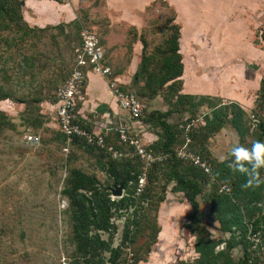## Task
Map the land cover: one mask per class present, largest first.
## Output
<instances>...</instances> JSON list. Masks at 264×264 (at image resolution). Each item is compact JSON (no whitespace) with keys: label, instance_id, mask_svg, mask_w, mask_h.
<instances>
[{"label":"rangeland","instance_id":"374dc122","mask_svg":"<svg viewBox=\"0 0 264 264\" xmlns=\"http://www.w3.org/2000/svg\"><path fill=\"white\" fill-rule=\"evenodd\" d=\"M57 2L24 0V18L34 29L0 31V86L11 96L0 101V111L13 124L3 128L0 134V264H69L75 245L66 211L68 201L62 190L70 169L78 167L96 175L104 186L113 183L112 175L99 165L95 152L73 146L68 151L64 149L65 141L57 137L59 128L52 123L53 116L47 110L57 85L69 70L73 48L83 27L94 29L102 38L107 48V63L113 71L111 77L119 76L120 85L138 95L144 80L135 84L134 74L142 62L143 52L153 56V64L161 60L173 32L180 27V49L185 56L188 81L192 77L191 83L196 82L198 90L208 89L206 82L212 83L214 90L212 95L185 93V77L181 78L182 85L177 84V92L194 95L191 100L199 107L196 115L188 112L174 117L183 121L187 118L198 120L203 125L205 114H212L213 108L232 102L244 109L247 124L254 123V118L261 119L264 114L261 97L264 84V0ZM192 34L198 35V40L191 38ZM134 56L139 57L138 66L126 74L133 58L132 67L136 65ZM189 60L195 64L194 72ZM249 64H257L258 68H250ZM230 66L233 75L227 79L224 75L228 72H224ZM177 92L166 86L153 99L142 97L146 104L142 121L152 110H168L169 100L174 102ZM227 92L246 100L241 103L228 98L230 94ZM36 97L41 101H35ZM22 99L27 101L22 102ZM229 111L232 116L233 108L230 107ZM37 118L43 124H37ZM145 127L153 131L150 137L155 139L152 145L155 144L161 138L162 127L151 123ZM34 132L40 135L41 143L26 145V136ZM253 140L254 133H250L241 141L234 126L226 122L210 137L205 147L209 156L219 161L218 157L228 155L237 141L250 148ZM183 143L181 139L175 148ZM148 145L153 148L150 143ZM104 157L107 162L113 158ZM152 165L147 166L148 172ZM174 184L171 182L164 189L159 181H154L151 196L141 202V209L136 214L141 227L132 225L134 234L137 231L136 241L124 246L122 264L133 262L137 256L144 257L138 264L191 263L199 256L192 228H206L210 237L219 238L211 226L191 221V203L183 191L173 189ZM111 196L119 198L112 193ZM205 206L207 203L201 207L204 214ZM133 211L131 207L118 211L113 217L117 225L113 247L121 243L128 217H135ZM168 228L172 232L165 237ZM100 232L104 239H110L109 232ZM109 255L110 252H105L106 258Z\"/></svg>","mask_w":264,"mask_h":264},{"label":"trees","instance_id":"16d2710c","mask_svg":"<svg viewBox=\"0 0 264 264\" xmlns=\"http://www.w3.org/2000/svg\"><path fill=\"white\" fill-rule=\"evenodd\" d=\"M23 6L24 0H0V31L16 29L26 32L34 29L27 25ZM179 38L180 27L173 32L164 56L155 64L152 63L154 62L153 56L143 52L142 62L134 74L135 84L144 80L139 95L126 90L122 85H120L121 88L134 93L143 103V98H155L166 86L173 91H179V87L176 86L177 84L182 85L181 76L184 71ZM145 46L144 42V50ZM70 68L71 64L68 72ZM68 72L60 83L64 82ZM170 81L172 82L168 84ZM261 90H263L261 97H263L262 103L264 104V84ZM10 97V94L0 86V101ZM176 97L174 102L169 100L170 108L168 110H152L145 117L146 122L151 125H159L163 129L161 138L152 145L154 149L148 147L153 150L154 154H166L167 157L154 162L150 167L148 185L142 192L138 193L136 188L139 174L143 171L142 167L145 162L139 156L114 157L113 152L107 148L108 145H113L114 149L119 151L127 148L132 149L131 145L119 140L117 131L109 130V132L103 133L106 146L103 148L87 144L83 137L77 136L70 144L73 147H81L84 151L95 152L99 165L106 168L112 175L113 183L104 186L96 175L89 174L78 167L70 169L62 190L68 201L66 211L71 220L72 242L75 245L69 264H122L120 259L124 253V246L136 241L137 231L134 234L132 225L136 224L141 227V220L136 218V214L141 209V202L151 196L155 180L159 181L164 189L171 182H175L173 189L183 191L191 203V221L197 225L207 224L219 234V238H213L207 234L206 228L201 230L192 228L196 235L195 246L199 256L194 262L183 261L182 264H249L252 251L250 249L251 241L247 238L248 223L253 220L255 229L256 227L261 228V224H264V183L259 187L242 188L247 177L240 172H233L228 167V161L221 163L210 157L205 143L226 122L234 126L241 141H244L250 133H254L252 144L255 141L264 142V114L261 119L256 121L254 129H252L253 122L251 124L245 122V111L236 102L215 107L212 114H205V124L193 130L191 133L192 143L188 147L211 164L213 173L208 174L199 166L185 163L176 155V144H179L181 139L184 140V133L179 127L183 120L179 118L177 122H174L171 117L174 114L182 116L188 112L196 115L199 107L198 103L191 100L194 98L192 94L177 92ZM21 101L26 102L27 100L22 99ZM35 101H41V98L36 97ZM54 101L53 95L51 102ZM195 106L197 107L195 108ZM230 107L233 108L232 116H230ZM37 122L39 125L43 124V121L38 118ZM11 125H13L12 122L0 111V134L3 132V128L11 127ZM57 137L66 140L65 135L61 132H57ZM108 155L113 157L109 162L104 159V156ZM260 177L264 179V169L260 170ZM162 180H164L163 183ZM121 183L124 185V195L113 198L112 190ZM223 185L230 188L229 192L221 191ZM163 199L164 197L161 198V200ZM205 203H207L205 206L206 215L201 211V207ZM131 207L134 208L135 217H128L121 243L113 247L112 239L117 230L113 217L118 214V211L128 210ZM100 231L109 232L110 239H104ZM157 232H155V239L158 235ZM221 243H225L224 248L217 250L216 247ZM105 252H110L108 258H106ZM143 259L144 257L137 256L129 264H138Z\"/></svg>","mask_w":264,"mask_h":264},{"label":"built area","instance_id":"2783aa9c","mask_svg":"<svg viewBox=\"0 0 264 264\" xmlns=\"http://www.w3.org/2000/svg\"><path fill=\"white\" fill-rule=\"evenodd\" d=\"M107 48L97 31L90 27H83L79 32L77 44L73 48V59L70 71L64 82L58 84L53 95L56 105V120L59 131L65 135L66 151L69 150L70 144L75 137H83L87 144L92 146H105V137L102 130H95L89 124L88 118L82 113V106L86 102V89L88 76L91 72H97L104 76H109V85L114 95L120 101L121 106L129 111L133 120H142L146 108L138 97L130 92L123 90L116 76L113 75L111 66L107 63ZM254 116V114H253ZM252 125V129L256 127L257 119ZM202 125L198 120L185 119L179 124L180 129L184 133V143L175 149L176 155L191 164L199 166L206 173L212 174L213 168L211 164L203 159L199 154L189 149L192 143L191 133L193 130ZM116 131L119 133V140L122 143H128L132 146L130 150H115L113 145H108V150L113 152L115 157L122 156H139L145 162L143 171L139 174L137 192H142L148 182L147 166L156 161H161L167 157L166 154L156 155L153 150L138 136L136 132L130 129L126 124H119ZM28 146H37L41 143V137L37 133H29L25 138ZM227 185L221 187V191L229 192ZM247 238L251 241L250 249L252 255L249 264H264V224L261 228L255 229L253 220L248 223ZM225 243L219 244L216 249L221 250Z\"/></svg>","mask_w":264,"mask_h":264},{"label":"crops","instance_id":"0c3cea01","mask_svg":"<svg viewBox=\"0 0 264 264\" xmlns=\"http://www.w3.org/2000/svg\"><path fill=\"white\" fill-rule=\"evenodd\" d=\"M52 1L58 3L55 0H52ZM197 37H198V35H193V34L191 35V38H194V40H198ZM181 39L182 38H180V42H179L180 46L182 45ZM180 53L183 56L182 61L184 64V71H183L181 78L185 77V81H184V90L186 91L185 93L211 94L212 91L214 90L212 83L206 82L205 85L208 89L198 90L196 88L197 86H195L196 82L191 83L192 77H191L190 81H188V79L186 77V66L187 65H186V62L184 61L185 56L182 53L181 49H180ZM134 57L136 58V65H135V67H132V62L134 60V58H133L132 62L130 63V68L126 70V74L130 69H132V71H133L138 66L139 57H136V56H134ZM189 63L191 64V69L194 72L196 70L195 64H192L190 62V60H189ZM229 69H231V70H229ZM232 69L233 68L230 66L228 68V70H225L224 73L228 72L227 75H224L225 78L228 79V77H230V74L233 75ZM217 70H219V69H217ZM217 70H216V72H217ZM126 74H124V75H126ZM124 75L122 74L121 76H124ZM116 77L118 78L119 81H121L120 80L121 78L119 76H116ZM110 79L111 78L109 76H104V75L97 73V72H91L88 76L87 89H86L87 98H86V102L82 106V113H84V115L88 118L90 126L92 128H94L95 130H102L103 132L107 133V131L109 132V130H115L116 131L115 128H117L119 126V124L123 123V124H126L127 126H129L130 129H132L134 132H136L139 137L141 136L140 138L142 139V141L147 146H149L148 145L149 143L152 146V143L155 142V139L151 140L152 138L150 137V134H153V131L145 129L146 128L145 125H149L150 123L146 122V120H144V121L133 120L131 118L129 111L124 109L121 106L120 101L114 95L113 90L111 89V87L109 85ZM256 82H259V81H256ZM187 84H189V87H187ZM192 87H194L193 90H191ZM187 88H189L190 90H187ZM228 94H230V93L227 92V95ZM228 98L237 99V101H239V102L241 101V103H244L246 100L242 96L240 98H238L237 96H234L233 92L228 96ZM50 105H51V106H49L50 109H47V110L53 116L52 117V123L54 125H57L56 105L53 102H51ZM174 116H176V115L175 114L172 115L171 118L174 122H177L179 120V118L174 117ZM164 230L165 229L161 230V233ZM165 231H166L165 237L169 232L170 233L172 232V230L170 231L169 228ZM161 233H160V235H161ZM160 235H159V237H160ZM162 239H164V237Z\"/></svg>","mask_w":264,"mask_h":264},{"label":"clouds","instance_id":"9594fccd","mask_svg":"<svg viewBox=\"0 0 264 264\" xmlns=\"http://www.w3.org/2000/svg\"><path fill=\"white\" fill-rule=\"evenodd\" d=\"M218 159L221 163L228 161V167L233 172H240L247 177L242 188L259 187L264 183L260 177V170L264 169V142L255 141L248 148L237 141L228 155H220Z\"/></svg>","mask_w":264,"mask_h":264},{"label":"water","instance_id":"95a60500","mask_svg":"<svg viewBox=\"0 0 264 264\" xmlns=\"http://www.w3.org/2000/svg\"><path fill=\"white\" fill-rule=\"evenodd\" d=\"M250 68H258L257 64H249ZM214 104V101L211 102V105ZM112 194L117 196V197H122L124 195V185L123 183H121L120 185H117L113 190H112Z\"/></svg>","mask_w":264,"mask_h":264}]
</instances>
